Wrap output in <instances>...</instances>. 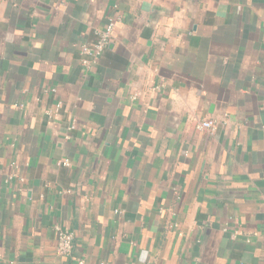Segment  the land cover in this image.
I'll use <instances>...</instances> for the list:
<instances>
[{"label": "crops", "instance_id": "0c3cea01", "mask_svg": "<svg viewBox=\"0 0 264 264\" xmlns=\"http://www.w3.org/2000/svg\"><path fill=\"white\" fill-rule=\"evenodd\" d=\"M0 264H264V0H0Z\"/></svg>", "mask_w": 264, "mask_h": 264}, {"label": "built area", "instance_id": "2783aa9c", "mask_svg": "<svg viewBox=\"0 0 264 264\" xmlns=\"http://www.w3.org/2000/svg\"><path fill=\"white\" fill-rule=\"evenodd\" d=\"M116 20L114 18L109 20L107 26L99 32L98 40L93 45H83L81 47V55L83 57H89L90 60H83V65L85 67H90L97 62V59L104 53L108 46L112 43L114 37ZM215 122L212 120L202 121L198 124L199 130H208L213 132L215 130ZM76 124L73 123L69 127V131L74 130ZM68 166V162L62 163ZM56 232L58 235V253L61 256L68 257L73 251L74 235L67 229L62 227H56Z\"/></svg>", "mask_w": 264, "mask_h": 264}]
</instances>
